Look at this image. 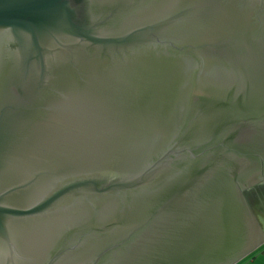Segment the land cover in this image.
<instances>
[{
    "label": "water",
    "instance_id": "obj_1",
    "mask_svg": "<svg viewBox=\"0 0 264 264\" xmlns=\"http://www.w3.org/2000/svg\"><path fill=\"white\" fill-rule=\"evenodd\" d=\"M262 183L264 0H0V264H235Z\"/></svg>",
    "mask_w": 264,
    "mask_h": 264
},
{
    "label": "flooded vegetation",
    "instance_id": "obj_2",
    "mask_svg": "<svg viewBox=\"0 0 264 264\" xmlns=\"http://www.w3.org/2000/svg\"><path fill=\"white\" fill-rule=\"evenodd\" d=\"M245 199L259 221L261 204L264 202V183L253 186L246 190Z\"/></svg>",
    "mask_w": 264,
    "mask_h": 264
},
{
    "label": "crops",
    "instance_id": "obj_3",
    "mask_svg": "<svg viewBox=\"0 0 264 264\" xmlns=\"http://www.w3.org/2000/svg\"><path fill=\"white\" fill-rule=\"evenodd\" d=\"M259 223L264 232V202L261 204L260 214H259ZM239 264H264V250L252 255L249 259L244 260L243 262H238ZM235 263V264H238Z\"/></svg>",
    "mask_w": 264,
    "mask_h": 264
},
{
    "label": "rangeland",
    "instance_id": "obj_4",
    "mask_svg": "<svg viewBox=\"0 0 264 264\" xmlns=\"http://www.w3.org/2000/svg\"><path fill=\"white\" fill-rule=\"evenodd\" d=\"M264 250V242L257 247L256 249H254L252 252H250L248 255H246L245 257H243L241 260H239L238 262H243L244 260L249 259L252 255L259 253L260 251ZM237 262V263H238ZM239 264V263H238Z\"/></svg>",
    "mask_w": 264,
    "mask_h": 264
}]
</instances>
